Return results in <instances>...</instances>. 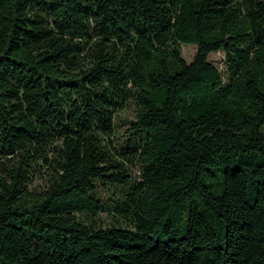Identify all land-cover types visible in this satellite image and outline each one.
<instances>
[{
    "label": "trees",
    "instance_id": "trees-1",
    "mask_svg": "<svg viewBox=\"0 0 264 264\" xmlns=\"http://www.w3.org/2000/svg\"><path fill=\"white\" fill-rule=\"evenodd\" d=\"M0 264H264V0H0Z\"/></svg>",
    "mask_w": 264,
    "mask_h": 264
},
{
    "label": "rangeland",
    "instance_id": "rangeland-1",
    "mask_svg": "<svg viewBox=\"0 0 264 264\" xmlns=\"http://www.w3.org/2000/svg\"><path fill=\"white\" fill-rule=\"evenodd\" d=\"M181 53H182V58L185 60V62L187 64H190L196 56L197 46L196 45H182L181 46ZM209 61L215 67H217L220 71H225V65L223 63L224 54L222 51L210 54ZM134 112H135L134 105H130L119 116L120 120H118V130L122 134V136L127 135V130L129 128L127 122H128V120H131L133 118ZM122 138H124V137H122ZM138 174H139V169L137 167L133 168V175L138 176ZM32 188L33 189L35 188L37 190H41L42 188H44V179L37 177L34 181ZM108 192H109V190L106 189V187L105 188L104 187H98V194L101 197H105ZM102 218L104 219V221L109 223L110 219L107 216L103 215Z\"/></svg>",
    "mask_w": 264,
    "mask_h": 264
}]
</instances>
